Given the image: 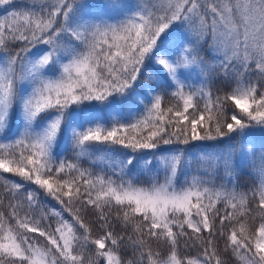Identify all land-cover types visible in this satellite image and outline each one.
I'll return each instance as SVG.
<instances>
[{"label": "snow or ice", "instance_id": "6c2138e0", "mask_svg": "<svg viewBox=\"0 0 264 264\" xmlns=\"http://www.w3.org/2000/svg\"><path fill=\"white\" fill-rule=\"evenodd\" d=\"M0 264H264V0H0Z\"/></svg>", "mask_w": 264, "mask_h": 264}, {"label": "trees", "instance_id": "16d2710c", "mask_svg": "<svg viewBox=\"0 0 264 264\" xmlns=\"http://www.w3.org/2000/svg\"><path fill=\"white\" fill-rule=\"evenodd\" d=\"M244 180H245V181H248V182L250 183V180H248V178H247V177H245V178H244Z\"/></svg>", "mask_w": 264, "mask_h": 264}]
</instances>
